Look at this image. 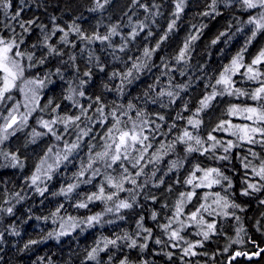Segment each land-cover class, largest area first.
Returning a JSON list of instances; mask_svg holds the SVG:
<instances>
[{"label": "trees", "instance_id": "obj_1", "mask_svg": "<svg viewBox=\"0 0 264 264\" xmlns=\"http://www.w3.org/2000/svg\"><path fill=\"white\" fill-rule=\"evenodd\" d=\"M11 2L12 11L23 8L20 19L35 20L36 25L44 27L42 33L40 27L33 25L31 34H24L22 51H35L37 56L46 52L47 49L43 47L32 48L33 44L41 45L46 34L49 36L48 43L63 53L62 56L50 57L45 65L25 72L26 78L34 76L43 78L45 73H55L57 67L61 69L63 79L59 75H52L49 78L51 82H45L46 87L41 96V104L48 105L52 111L55 109V116L79 115V105L87 107L92 104L88 115L93 116L95 120L100 115L94 111L97 107L93 103L96 97H99L101 103L105 105L106 114L116 105L126 106L131 101L138 109H142L149 119L155 120L162 126L156 133L157 139L153 148L149 149L145 160L152 156L161 142L165 145L174 143L176 137L183 134L184 129L192 132L194 136L199 135L206 142L204 147L213 143L207 140L209 133L216 136L221 141V145L216 147L215 156L212 152L204 155L199 152L186 153L185 146L179 143H176L174 150L165 148L167 155H163L159 161L148 163L144 167L143 174L135 177L138 185L144 186L134 189L136 199L133 207L120 209L117 212L115 204L121 199L132 202L133 193L122 191L114 196L112 201L94 199L88 202L87 197L98 192L103 176H97L89 184L80 180L86 179L90 173L84 178H77L81 162H87L89 144L95 145L93 154L102 150L103 141L97 134H102L107 125L93 124L82 117L78 122L80 128L91 127L92 133L82 137L80 148L73 150L68 160L62 161L51 171V180L43 174H38L40 179L37 180L36 185H33L31 177L36 173L37 165L49 148H52L50 154L55 155L59 152L55 145L60 141L51 133L34 140L33 130L41 133H46L47 130L38 125L39 114L30 117L27 123L28 131L9 135L7 140L0 143V209H3L0 210V264H119L125 257L130 264H227V260L238 250L228 244L234 227L246 229L251 234L254 230L250 221L255 222L257 213L262 212L264 208V204L260 203V196H254L256 193L250 196L240 194L245 188L243 182L246 178L243 158H250L247 154L249 148L264 158V149L261 150L257 144H247L231 138L233 144L239 146L224 153L223 146H226V141L231 135L225 132L224 127L218 129L217 126L227 120L232 125L242 123L230 116L229 108L232 106L259 107L264 101H253L249 95L225 94L211 100L209 106L198 114L197 109L201 107L200 101L204 96L213 92L212 86L215 85L220 73L230 65L232 58L241 52L245 45L247 47L243 51V63L246 65L264 49V30L258 31L255 38H252L253 29L250 28L251 24L247 23L251 15H258L260 9L247 10L239 3L226 6L224 0H217V12H213L210 7L212 0H184L183 11L177 17L174 15L177 0H139V3H134L133 0H108L104 3V0H100V3L104 4L103 8L97 7L96 0H24L23 4L21 0H11ZM205 13L209 14L205 15ZM173 20L176 22L175 26L168 31V25ZM5 23L14 24L15 21L7 19L3 13H0V34L11 35L4 29ZM75 26H78L86 37H92L94 34L109 35L114 26L116 33L111 34L107 41L89 42L73 30ZM57 27L63 28L68 33V44L61 42L63 33L56 31ZM134 30L137 35L133 38ZM21 31L17 25V33ZM54 31L55 35H53ZM165 33H167L166 37ZM191 36H196V39L190 40ZM186 42L189 48L185 58L177 62V57ZM158 43L159 48L156 47ZM145 48L154 50L151 58L143 56ZM70 56H74L75 61L71 60ZM133 63H146L147 67L137 71L132 68ZM129 69H132L135 79L131 84L125 81L121 93L118 91L121 76H113V73L122 75ZM260 69L264 70V65H260ZM89 70L91 76L85 77L83 73ZM245 71L246 69L242 68L232 76L233 87L250 94L260 86L259 80H248L247 76L240 74ZM81 80L86 81L82 86ZM17 83L19 85V81ZM70 86L77 88V91H83L85 96L70 93ZM216 89L220 90L221 86L217 85ZM161 91H171L174 95L158 97ZM12 95L16 99L20 96L16 89L13 90ZM69 95L72 96L71 100L66 99ZM75 95L79 96L76 104L73 103ZM153 100H156V103H153ZM130 115L135 118V112H131ZM158 115H163L165 120H158ZM178 115L182 118L177 119ZM189 118L199 119L201 121L199 127L193 128L189 125ZM108 123H111L110 116ZM173 124L175 127L169 130ZM78 134L79 129L72 126L61 136V139H67V144L71 145L74 143L73 139L77 140ZM92 136H95V139H92ZM5 152L18 157L19 163L16 167L11 166L13 162L10 156L7 158L4 156ZM221 155H228L230 160H219L217 157ZM174 161L177 162L175 167L172 164ZM197 165L201 168L218 167L228 175L234 186L228 189L229 199L241 205L244 210L227 209L228 212L238 214L239 220L236 216L232 221L231 217L209 215V212L213 213L212 206L208 211L201 210L200 215L203 216L204 221L216 225L214 232L209 234V239L204 240L202 234L198 233H202L206 227L195 225V221L187 218L190 215L187 213L195 211L200 204H214L215 199H208L210 195L204 199L205 194L220 192L222 196L225 195L224 188L227 187V182L223 181V187L214 185L211 189L197 188L196 195L191 201L185 198L184 214L179 217L181 221H189L191 225L181 230L183 240L172 241L169 239V233L162 231L159 225L167 224L173 217L180 193L193 190L185 181ZM130 171L135 176L136 169L130 168ZM108 172L117 175L111 169ZM70 184H78V187L65 196L61 193V189H67ZM37 187L47 189L43 196L36 191ZM124 187L133 188V185L125 183ZM105 190L106 193L116 191L107 185ZM17 193L19 195H16ZM263 193L264 191L259 195ZM151 197H155V201ZM79 202H87L88 206L78 208L76 204ZM9 207L13 209L11 214L5 211ZM109 207L113 208L112 212L107 211ZM153 212L157 213L155 221L151 218ZM98 214L100 222L89 226L86 223L87 218ZM141 217L144 226L152 229V238L148 241L138 238V244L145 242L148 244L146 250L141 252L139 248L129 249L125 241H118V246L109 245L105 251H98L96 260L88 259V253L92 248L97 247L98 244L100 248L104 247L105 238L114 239L117 235L123 236L125 233L137 238L139 231L137 225ZM223 221H231V223ZM175 223L172 224V228H180ZM256 226L255 228H260V225ZM49 232L53 234L52 237L48 236ZM60 232L66 234L58 235ZM140 235L142 237L146 233L141 232ZM157 238L162 240L160 245L154 242ZM30 240H36L38 243L25 248V244ZM253 240L259 242L260 247L264 244L256 238ZM185 241L197 244L193 249L198 253L196 256L183 254V248L187 247ZM242 251L250 252L240 250L241 253ZM168 253L172 254L171 259ZM110 256L111 260H109ZM263 261L264 259L255 264ZM242 262L244 263V258L234 261L230 259L228 264Z\"/></svg>", "mask_w": 264, "mask_h": 264}, {"label": "snow or ice", "instance_id": "obj_2", "mask_svg": "<svg viewBox=\"0 0 264 264\" xmlns=\"http://www.w3.org/2000/svg\"><path fill=\"white\" fill-rule=\"evenodd\" d=\"M24 0H21V4H23ZM108 0H104V3H107ZM134 3H139V0H133ZM224 3L226 6H231L232 4L239 3L241 4L245 9L247 10H255V9H261L258 13V15H251L247 21L248 24L254 25L251 32V37L255 38L258 31L264 30V0H224ZM96 4L98 8H103L104 4L100 3V0H96ZM217 0H212V4L210 7L212 8L213 12H217L216 9ZM144 7L143 5H141ZM184 6V0H177L176 3V11L174 15L177 17L179 16V13L183 11ZM12 2L11 0H0V13H3V15L12 21H15L14 24H7L5 23L3 25L4 29L11 33V35L5 36L3 34H0V105H6L7 101H10L13 99V96L10 94L14 89L18 90L20 93L24 95L25 104L24 106L27 108L28 103L31 102L33 104V107L31 111H35V108L37 106L36 102L39 99V89L43 88L45 86V82H51L50 77L52 75H59L61 79H63L62 71L59 67L55 69V73L47 72L45 73L43 78H40L39 76H34L32 78H26L25 72L38 67L43 66L46 64L47 60L50 57H56V56H62L63 53L55 46L48 43L49 36L44 35L43 36V42L41 45L33 44L32 48L36 49L38 47H43L47 49L46 52L41 53V55L37 56L35 51L31 52H25L21 50V45L25 42L24 34L28 33L31 34V29L33 25H36L35 20H23L20 19L21 12L23 11V8H20L17 11H12ZM95 10V9H93ZM147 10V8L145 9ZM209 13H205V15H208ZM175 20H173L168 25V31H171L173 27L175 26ZM17 25L22 30L20 33H17ZM37 27H40L41 32L43 33L44 27L42 25H36ZM73 30L80 34L82 39H86L89 42L92 40H99L101 42L107 41L110 38L111 34L116 33V27L114 26L109 33V35L100 36L94 34L92 37H86L83 33L80 32V29L78 26H75ZM56 31H59L63 33V36L60 38L61 42L64 44H68L69 41L67 40L68 33L64 31L63 28H56ZM53 35H55V31L53 32ZM137 35V32L134 30L132 33L133 38ZM151 35V33H149ZM167 33H165L166 37ZM223 35V33H222ZM19 37V39H17ZM190 40H195L196 36H191L189 38ZM250 42V41H249ZM213 43H216V41H213ZM74 46V45H73ZM157 48L160 47L159 43L156 45ZM247 45H245V48L241 50V52H238L236 56H234L231 60L230 65L226 66L223 71L220 73L219 78L215 81V85H213V92L209 95L204 96V98L200 101L201 107L197 109V114L199 111L203 110L204 108H207L209 106V103L211 100L215 99L217 96H223L227 94L228 96H232L234 94L244 96L249 95L250 99L253 101H264V79H260L261 77H264V70L260 69L258 66L264 65V49H262L251 61L250 64H244L243 60V51L246 50ZM189 48V44L186 42L184 45V48L180 51L177 62H180L185 58L187 49ZM121 51H123V48H121ZM154 50H149L148 48L144 49L143 56L146 58H151L152 52ZM71 60L75 61L74 56L69 57ZM26 61V62H25ZM64 61H62L63 63ZM147 67V64H140V63H133L132 68L139 71L141 68ZM246 69L245 72L240 73L241 75L247 76L248 80L251 81H257L259 80V87L255 88L250 94L243 92L239 88H234V81L232 79V76L239 72L240 69ZM101 71H103V68H101ZM85 77L91 76V71H85L83 73ZM121 76V83L118 86V91L123 93L124 87H125V81L128 84L132 83V80L135 79L133 76L132 69H129L126 73H123L122 75L119 73H113V76ZM21 82V85H18L17 82ZM86 83L85 80L80 81V85H84ZM221 86L220 90L216 89V86ZM152 87V86H150ZM69 92L73 94H78L79 96L83 97L85 96V93L83 91H77V88L69 87ZM147 95V93H145ZM169 96L172 97L174 95L171 91H161L158 93V97L163 96ZM66 99L71 100L72 96L69 95L66 97ZM51 103V101H49ZM76 104L77 102H73ZM97 107L94 109L95 112L99 113V117H97L95 120H93V116L88 115L89 109L92 108V104H89L87 107H84L83 105H79L80 107V114L75 116H68L65 115L63 117L57 116L56 118L52 120H39L38 123L40 126L47 130L46 133H41L33 130V137L36 136H42L46 135L47 133H51L57 140H60L62 137L57 134L56 130H54L53 125L57 124L59 121L64 125L65 132L68 131L69 126H75L76 129H79V134L77 135V142L72 143L71 145H68L66 143L65 146V153L63 156L58 152L56 153L55 157V164L47 163V154L44 158L41 159L40 164L37 165L36 173L33 174L31 177V181L33 185H36L37 180L40 179V176L38 174L41 173L43 169V175L47 177L48 180L52 179L51 171L54 169V167H58L61 160H68L69 155L72 154L73 150L80 148V141L82 137H87L92 133V128H80L79 121H81V118H86L90 123L93 124H100L101 126L107 125L105 128V131L100 135L101 140L103 141L100 151H95L93 154V149L95 148V145L89 144V154L87 162H81L80 171L77 173V178H84L87 173H90L86 179L80 180V182L89 184L92 183V180L96 178L97 176H103V181L98 186V192L92 193L87 197V201L91 202L94 199L95 200H101V201H112L114 196H117L119 192L122 191H128L130 193H133L132 195V202H129L127 200H119L118 203L115 204V210L118 212L120 209H131L133 207V204L136 199V195L134 193V189L139 187L142 188L144 185L140 184L138 185L137 180L135 177H140L144 172V167L148 163H154L156 161H159L163 155H167V152L165 151V148L168 150H174L176 147V143L183 144L184 151L186 153H194L199 152L201 155H204L205 153L212 152L213 156H215V149L218 145H221V141L217 139L216 136L212 135L211 133L208 134L207 140L212 141L213 143L209 145L208 147H204V144L206 143L201 139L199 135H193L192 132L188 131L187 129H184L183 134L176 137V141L174 143H169L165 145L163 142L160 143V146L156 148V150L152 153V156L145 160L146 156H148L149 149L153 148V144L157 139L156 133L160 131L161 125L159 123H156L155 120L149 119L148 116L144 114V111L142 109H138L131 101L127 103V105H116L115 108H113L109 113H105V105L101 103V100L99 97H96V99L93 101ZM153 103H156V100H153ZM20 103L17 102L11 110L8 112V116L4 117L5 123L0 124V143H2L4 140H7L9 135H14L15 132H9V129H12L14 125L17 123H26L28 116L31 114L30 112H25L20 115V119H17V113L19 112ZM57 108L59 105L56 106ZM55 111V109H53ZM131 112H135V118H133L132 115H130ZM230 114H236V113H243L244 119L252 121L254 125L257 126H249L248 124L245 125H231L232 128L236 129V132L231 133L232 135H236L237 138L240 141L246 142L248 144H256L258 141L256 139L257 135L261 138H264V103H261L259 107H253V106H244L240 107L237 105L232 106L229 108ZM109 116L111 117V123H108ZM124 117H127V119H124ZM179 115L177 116V119H181ZM157 119L160 121H164L165 117L163 115H158ZM201 121L199 119H188V124L191 125L193 128H198ZM227 123L222 122L220 125H218V129L223 128V124ZM175 124L171 125L169 127V130L171 128H174ZM216 129H214L215 131ZM163 135V133H161ZM92 139H95V136L91 137ZM262 145H264V139H261L259 141ZM239 145L233 144L232 141H228L226 146H223L224 153H228L230 149L234 147H238ZM48 153L52 152V148H49ZM251 151V150H250ZM4 156L7 158L10 156L11 161L13 162L11 164L12 167H16L19 163L18 157L15 154H9L7 152L4 153ZM253 156L255 157L256 154L253 153ZM211 158V157H210ZM221 161H229L230 157L228 155H221L217 157ZM144 161L145 163H141ZM247 157H244L242 160L243 167L245 169V176L248 175V170H251V173L259 178L258 183H250L248 179H245L244 183L247 185L246 188H243L240 192L243 196H250L252 193H259L264 191V158H261V162L259 165H253L251 161H247ZM177 162H172L173 167L176 166ZM99 164L100 166H94ZM47 165V168L44 169L43 166ZM22 167V165H21ZM131 169H136L135 176H133ZM111 169L112 172L117 173V175H113L112 173L108 172V170ZM197 173H202V175L197 176ZM154 175V173H153ZM222 181L227 182V187L224 188L225 195H221L220 192L215 193H206L204 199H207L208 195H214L216 199L213 201L214 204L217 205V208L220 209V211H217V215H223V216H229V215H235V213H229L227 209H240L243 211L244 209L241 207V205L235 203L234 201L229 199L228 189L233 188V182L232 179L223 173V171L218 167H209V168H201L199 165L195 167V170L190 174L189 178L185 181L187 185L192 186V191L184 193H180V199L176 202L175 205V211L173 213V217L169 219V222L167 224H161L159 227L162 231L165 233H169V239L172 241H180L183 240L184 237L181 236V230L184 227V222L179 219L181 215H183V208L185 204V198L188 201H191L192 197L196 195L195 189L197 188H207L211 189L214 185H222ZM125 183H130L133 185V188L126 189L124 187ZM145 184L147 181L144 182ZM163 183V181H161ZM105 185L108 187H111L115 189L116 191H113L111 193H106ZM78 187V184H70L68 185L67 189H61V193L67 196L69 193L73 192L75 188ZM171 190V189H169ZM36 191L39 192L41 196L44 195L45 191H47L46 188H40L37 187ZM16 195H19L17 193ZM153 201H155V197H151ZM261 204H264V199L260 200ZM88 206L87 202H79L76 204V207L78 208H86ZM62 207V205H61ZM211 207V205H205L200 204L199 208H197L195 211L191 212L190 215L187 217L191 221H195L197 224L205 226L206 230H204L202 233L203 239L208 240L209 234L213 233L215 230V223H207L205 225V221L203 219V216L200 215L201 210L208 211V209ZM3 210V209H0ZM5 211H7L9 214L12 213L13 209L12 207L7 208ZM59 211V209H57ZM108 212H112L113 208L109 207L107 208ZM213 211H216L213 209ZM212 212H209V215H211ZM55 215V213L53 214ZM152 220L157 219V213L153 212L151 216ZM47 219V218H45ZM69 219H72L69 217ZM123 219V217H121ZM237 220H239V217H236ZM100 222V215L90 216L87 218L86 223L91 226L93 223H99ZM176 222L180 224V228H172V224ZM111 223V221H109ZM139 231L137 232V238H134L133 236L129 235L128 233H125L123 236L117 235L114 239H107L104 240V247L100 248L99 244L97 247H94L91 249V251L88 253V259L89 260H96L97 259V253L98 251H105L109 245L112 246H118V241H125L126 246L129 249H136L139 248L141 252L146 250L148 248V244L145 243H139L138 244V238L142 239L143 241H148L152 238V229L145 227L143 224V217L140 218V222L137 225ZM171 230V231H170ZM243 231V229H238L237 235L239 236L240 232ZM146 233V235H143L141 237L140 233ZM17 234L18 233H13ZM66 233L60 232L58 235H65ZM52 233L49 232L48 236L52 237ZM155 244L160 245L162 243V240L157 238L155 239ZM237 241H233V243H236ZM38 241L36 240H30L27 244H25V248H27L31 244H36ZM187 247L183 248V254L185 256H188L189 254L192 256H196L198 253L193 251L195 247H197V244L188 243ZM199 243V242H198ZM175 246V245H173ZM202 246V244H200ZM261 252H264V249H260ZM259 253H256L258 255ZM169 259H171L172 254L168 253ZM245 255L247 256V253H241L236 252L235 256ZM235 258V257H233ZM251 259V257H249ZM109 260H111V256L109 257ZM119 264H130L127 257L121 259Z\"/></svg>", "mask_w": 264, "mask_h": 264}, {"label": "rangeland", "instance_id": "obj_3", "mask_svg": "<svg viewBox=\"0 0 264 264\" xmlns=\"http://www.w3.org/2000/svg\"><path fill=\"white\" fill-rule=\"evenodd\" d=\"M260 11H262V10L260 9L259 12H260ZM254 27H255L254 25H250V28H251V29H253ZM258 67L260 68V66H258ZM261 78H263V77H261ZM261 78H260V79H261ZM19 85H21V82H19ZM45 87H46V84H45V86H44L43 88H41V89L38 90V91H39V99H38V101L36 102L37 106H36V108H35V111H31V109H32V107H33V104H32L31 102L28 103V107H27V108L24 106V104H25V100H24V95H23L22 93L19 92L20 96H19L18 99H16V98L12 95V93H10V94L13 96V99L10 100V101H7V102H6V105H0V124L5 123L4 117H7V116H8V112H9V110H11L12 107H13L17 102H19L20 105H21L20 108H19V112L17 113V119H18V120L20 119V115L23 114V113H25V112H30V113H31V114L28 116V119H29L30 117L33 118L34 115L39 114V116L37 117V122H38L39 120H41V119H43V120H52V119L56 118L57 116H55V111L50 110L49 107H48V105L41 104V103H42V102H41V96H42V93H43ZM12 92H13V91H12ZM74 100H75V102H77V101L79 100V96L75 95ZM230 116L233 117V118H236V119H238L239 121L242 122L241 124H238V125H245V124H248L249 126H257V125H254V124L252 123V121H249V120L244 119V114H243V113L230 114ZM28 119H27V122H26V123H17L16 125H14L12 129H9V132L11 133V132L14 131L15 133H20V132H23L24 130L28 131V130H29V129H27ZM38 125L40 126L39 123H38ZM231 125H232V123L229 122V120H227V123L223 124V127H224L225 132H226L227 134H230V135H231V137H230L229 139H227L226 144H227L228 141H232V142H233V140H232L233 138H235V139H237L238 141H240V140L237 138L236 135H232V134H231V133L236 132V129H235V128H232ZM40 127H41V126H40ZM71 127H72V125L69 126V129H71ZM53 128H54V130H56L57 134L60 135V136H62L63 134L66 133V132H65V129H64V125H63L62 123H60L59 121L57 122V124L53 125ZM69 129H68V131H69ZM68 131H67V132H68ZM38 137H39V136H36V137H33V138H34V140H38ZM74 138H76V137L74 136ZM231 138H232V139H231ZM256 139H257V141H258L256 144H257L258 146H260V149H261V150L264 149V145H262L261 143H259V141H260L261 139H264V138H261L260 136L257 135ZM59 141H60V142H58V143L55 145V148L58 149V151H59V153L61 154V156H63L64 153H65V146H66V143H67V139H66V140H64V139H60ZM69 142H71V141H69ZM72 142H77V140H76V139H73ZM245 143H246V142H245ZM226 144H225V145H226ZM247 144H248V143H247ZM249 149H250L251 151L248 150V151H247V154H248V156H250V158H248L247 161H248V160H254V161H251L252 164L258 166L259 163L261 162V156H260V155H257V154L254 152L253 149H251V148H249ZM253 153L256 154L255 157L253 156ZM46 154H47V163L55 164V157H56V154L54 155V154H50V153H48V152H47ZM46 154H45V155H46ZM45 155H44V157H45ZM69 156H70V155H69ZM44 157H43V158H44ZM62 161L65 162L66 160H61L60 163H61ZM247 161H245V162H247ZM60 163H59V165H60ZM43 168L46 169V168H47V165H44ZM54 168H56V167H54ZM53 170H54V169H53ZM244 171H245V169H244ZM40 174H43V169H42V171H41ZM199 175H202V173H199ZM199 175H198V176H199ZM245 179H248V181H249L250 183H258V181H259V178H258V177H255V176L251 173V170H250V169L248 170V175L246 176ZM244 181H245V180H244ZM222 183H223V181H222ZM243 185H244L245 188L247 187V185H246L244 182H243ZM259 193H260V192H259ZM259 193H256L254 196H260V199H264V193L261 194V195H259ZM208 199H216V197H215L214 195H210ZM211 206H212V209H215V210H216V211H213V213H212L211 215H213V216H215V217H217V216H218V217H226V216H223V215H217V214H216L217 211H220V209L217 208V205L211 204ZM262 212H263L262 216H261V213H257V215H256V217H255V219H254L255 222H252V225H253V227H257V226H256V224H257V222H258L257 220H258V218L261 216V221H259V223L257 224V225H260V228H259V229L256 228V229H257L258 233H260V234L263 233V235H264V208L262 209ZM229 213H233V212H229ZM187 214H190V213H187ZM237 215H238V214L235 213L234 216H233V215H229V216H227V217H231L230 220L232 221V218H235ZM203 219H204V218H203ZM231 221H223V222H224V223H231ZM183 222H184V227L187 226V225H191L189 221H183ZM194 224H195V225H199V224H197V223H194ZM206 224H207V221H205V225H206ZM175 225H176L177 227H180V224H179V223H175ZM238 229H242V228L235 226L234 229H233V234H232V237H231V239H230V244H229L230 246L243 247V245H244L245 243H248V242H249V240L247 239V238H248V233H247L246 229H243V231L240 232L239 236L237 235V231H238ZM263 235H262V236H263ZM262 236H261V237H262ZM263 238H264V237H263ZM233 241H237V242H236V243H233ZM236 252H240V251H235L234 254L231 255V257L227 260V264H228V262H229L230 259H234L233 257H235V258H239V256H235V253H236ZM252 252H254V251H252ZM261 253H262V252L259 253L257 259H256L255 257H253V256H248L247 259H249V257H251V260H250V261H255V259L258 260V259L260 258V254H261ZM250 254H252V253H248V255H250ZM254 254H255V253H254ZM259 260H260V259H259ZM250 261H249V262H250ZM240 264H245V263L242 262V263H240Z\"/></svg>", "mask_w": 264, "mask_h": 264}, {"label": "flooded vegetation", "instance_id": "obj_4", "mask_svg": "<svg viewBox=\"0 0 264 264\" xmlns=\"http://www.w3.org/2000/svg\"><path fill=\"white\" fill-rule=\"evenodd\" d=\"M261 213V216H262V214H263V212H260ZM261 216L258 218V222H257V224L259 223V221H261ZM252 222H253V220H251L250 221V225L252 226V228H253V230H254V232H252L251 234H250V232H247L248 233V240H249V242L248 243H245L244 245H243V247H238L240 250H249L250 252H252L253 250H255V252L257 251V250H260V249H262V248H264V244H263V246H261L260 247V245H259V242L258 243H256L253 239L254 238H256V239H258L259 241H260V243H264V235L263 234H260V233H258V231H257V229L255 228V227H253V225H252ZM256 224V225H257ZM263 235V236H262ZM262 236V237H261ZM231 239V238H230ZM228 244H230V240L228 241ZM258 252V251H257ZM260 259V260H259ZM258 260H255V261H250V262H247V263H250V264H255V263H259L260 261H262L263 259H264V252H262L261 254H260V258H259ZM260 264H264V261H263V263H260Z\"/></svg>", "mask_w": 264, "mask_h": 264}, {"label": "bare ground", "instance_id": "obj_5", "mask_svg": "<svg viewBox=\"0 0 264 264\" xmlns=\"http://www.w3.org/2000/svg\"><path fill=\"white\" fill-rule=\"evenodd\" d=\"M238 250L237 251H240V249L238 248V247H236ZM256 250V249H255ZM255 250H253V251H255ZM243 252V251H242ZM243 253H245V252H243ZM249 253H252V254H250V255H247V256H245V255H240L239 256V258H234L233 259V261L235 260V259H237V260H240V259H242V258H244V263H247V262H249L251 259H247V257L248 256H252L254 253L253 252H249ZM248 254V253H247ZM256 260V259H255Z\"/></svg>", "mask_w": 264, "mask_h": 264}, {"label": "water", "instance_id": "obj_6", "mask_svg": "<svg viewBox=\"0 0 264 264\" xmlns=\"http://www.w3.org/2000/svg\"><path fill=\"white\" fill-rule=\"evenodd\" d=\"M262 249H264V248H262ZM260 252H261V251L259 250V252H256V253H260ZM256 253H255V254H253L252 256H253V257H255V258L257 259L259 254H258V255H256Z\"/></svg>", "mask_w": 264, "mask_h": 264}]
</instances>
